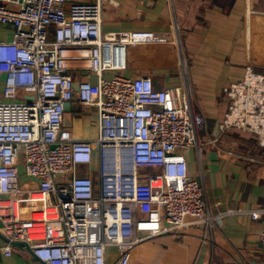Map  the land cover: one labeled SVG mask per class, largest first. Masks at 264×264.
<instances>
[{"label": "built area", "instance_id": "1", "mask_svg": "<svg viewBox=\"0 0 264 264\" xmlns=\"http://www.w3.org/2000/svg\"><path fill=\"white\" fill-rule=\"evenodd\" d=\"M102 20L99 0H0V23L13 29L10 40H0L6 255L22 241L44 264H106L113 249L116 264H129L139 244L184 229L188 218L212 223L205 183L191 174L184 154L205 125L189 91L121 74L129 45L169 34L105 31ZM223 96L218 130L250 133L264 146V73L246 66ZM71 100L95 107L94 141L64 125ZM248 211L262 220L264 244V206Z\"/></svg>", "mask_w": 264, "mask_h": 264}, {"label": "crops", "instance_id": "2", "mask_svg": "<svg viewBox=\"0 0 264 264\" xmlns=\"http://www.w3.org/2000/svg\"><path fill=\"white\" fill-rule=\"evenodd\" d=\"M99 1L103 30H153L170 37L129 45L128 65L121 74L149 75L158 88L183 86L190 93L194 113L207 122L199 130L198 143L184 154L191 174L205 183L212 223L188 218L184 229H170L139 244L129 264H264V244L258 235L262 220L248 211L264 206V146L250 133L217 127L227 108L223 87L241 78L248 65L264 73V0ZM12 37V27L0 23V40ZM180 50L182 83L181 74L170 71L179 64ZM72 72L79 74L76 68ZM70 103L71 124L66 127L76 138L94 141L98 135L95 107L76 100ZM233 131L251 135L255 143H240L230 136ZM229 210L233 212L219 216ZM5 243L0 233V264H44L25 246L4 254ZM116 261L113 249L106 264Z\"/></svg>", "mask_w": 264, "mask_h": 264}, {"label": "rangeland", "instance_id": "3", "mask_svg": "<svg viewBox=\"0 0 264 264\" xmlns=\"http://www.w3.org/2000/svg\"><path fill=\"white\" fill-rule=\"evenodd\" d=\"M262 3V5L264 6V1L263 2H261ZM262 6V7H263ZM264 11V10H263ZM180 55V56H179ZM178 57H179V64L178 65H173L172 66V69H170V71L172 72V74L173 75H175L176 76V74L178 75H180L181 74V83L183 82V72H184V70H183V65H184V54H183V50H180V54H178L177 55ZM181 58V59H180ZM183 64V65H182ZM172 65V64H171ZM1 84H2V81H0V86H1ZM169 85H172V84H169ZM196 113V112H195ZM197 114V113H196ZM202 117V116H201ZM203 118V120H204V122H205V125H204V127H206V124H207V122H206V119L204 118V117H202ZM232 138L233 137H236V139L240 142V143H242V144H254L255 143V140H254V138L251 136V135H246V134H242V133H238V132H235V131H233V133H231V135H230Z\"/></svg>", "mask_w": 264, "mask_h": 264}, {"label": "water", "instance_id": "4", "mask_svg": "<svg viewBox=\"0 0 264 264\" xmlns=\"http://www.w3.org/2000/svg\"><path fill=\"white\" fill-rule=\"evenodd\" d=\"M74 88L75 89L78 88L77 82L74 83ZM71 117H72L71 103H70V101H67V102H65V113H64V122H63L65 126H70ZM14 246H25L31 251L30 246L26 242H22V241L14 242Z\"/></svg>", "mask_w": 264, "mask_h": 264}]
</instances>
